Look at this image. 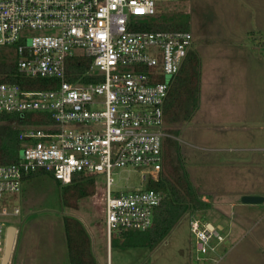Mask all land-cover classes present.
<instances>
[{"label":"built area","instance_id":"1","mask_svg":"<svg viewBox=\"0 0 264 264\" xmlns=\"http://www.w3.org/2000/svg\"><path fill=\"white\" fill-rule=\"evenodd\" d=\"M169 1L0 0V47L19 73L54 83L31 90L0 81V115L49 118L14 122L22 145L17 162L0 164V216L20 214L3 197L21 193L33 173L63 186L104 176L109 245L119 231L152 227L163 194L148 185L160 179L170 137L164 105L194 40L190 30L150 27ZM116 168L139 169L147 187L114 193ZM190 224L197 258H210L225 239L221 231ZM6 227L0 220V255Z\"/></svg>","mask_w":264,"mask_h":264},{"label":"rangeland","instance_id":"2","mask_svg":"<svg viewBox=\"0 0 264 264\" xmlns=\"http://www.w3.org/2000/svg\"><path fill=\"white\" fill-rule=\"evenodd\" d=\"M160 6L157 22L162 23L165 18L169 23L183 22L194 35L195 47L199 45L200 30L207 20L212 23L207 30L211 37L216 38L222 30L227 31V37L242 39L235 41L241 45L242 51L247 50L246 0H174L162 2ZM230 20L233 23L231 28L225 25ZM214 66L215 61L203 62L201 86L203 91L208 89L207 104L201 101L191 121L165 125L166 130L180 131H167L170 137L164 148V171L171 170L172 165H183L200 198L201 195L217 194V201L222 203L215 206L210 202V208L184 215L166 239L153 249L112 248L105 229L104 176L96 178L92 195L79 197V193L72 190L66 202L55 180L49 176H37L25 181L21 193L3 197L4 204L20 208V214L0 216V220L7 227L12 225L28 233L29 243H34L33 247L41 255L39 264H70L65 216L76 218L90 228L91 249L97 264H264V202L258 204L256 214H251L246 206L251 204H243L239 197L241 190L248 186L264 191V166L256 167L255 175L248 172L246 162L250 146L264 149V72L257 75L255 69V76L248 77L239 64L231 68V73L223 71L222 77L226 79L230 75L227 80L233 78L234 83L223 103L222 99L216 102V74L207 75ZM251 82L257 89V101L253 108L255 118L248 120L243 106L248 94L245 90ZM216 103L221 104L220 115H216ZM232 103L236 106L231 107ZM15 125L14 122L10 124L12 128ZM247 133L256 135L255 140L248 141ZM258 155L264 156V152ZM138 170L114 169V193L146 188L147 182H141ZM194 219L202 223H220L224 226L220 234L223 237L228 235L208 259L197 258L190 224Z\"/></svg>","mask_w":264,"mask_h":264},{"label":"trees","instance_id":"3","mask_svg":"<svg viewBox=\"0 0 264 264\" xmlns=\"http://www.w3.org/2000/svg\"><path fill=\"white\" fill-rule=\"evenodd\" d=\"M156 21V19H155ZM153 23L152 29L161 30H188L183 22ZM10 50L0 47V81L18 83L26 89H49L54 83L45 78H29L18 72ZM86 65L79 70L82 72ZM201 94V61L198 53L190 50L179 73L173 78L168 98L164 105L166 123L181 125L192 120L200 108ZM49 119L44 114L30 115H0V164L17 162L22 142L19 139L20 129L10 126L13 122L42 123ZM169 131V129L167 130ZM180 130L171 129L169 132L178 133ZM169 139H166V142ZM166 144V143H165ZM167 172L162 171L158 182L151 181L149 188L158 190L163 194L161 205L156 209L152 227L144 232L123 230L113 234L111 247H157L174 229L181 218L197 210L208 209L210 205L203 201L192 184L183 165H172ZM37 176L52 175L33 173L25 178L32 179ZM54 180V179H53ZM63 201L66 202L70 192L77 191L79 197H88L95 189V179L77 176L67 186L61 185ZM65 238L70 264H97L91 249L90 235L83 223L73 217H64Z\"/></svg>","mask_w":264,"mask_h":264},{"label":"crops","instance_id":"4","mask_svg":"<svg viewBox=\"0 0 264 264\" xmlns=\"http://www.w3.org/2000/svg\"><path fill=\"white\" fill-rule=\"evenodd\" d=\"M246 11L248 12V15H246L247 20V50L242 51L241 45L237 44V41H241L242 39H234L233 37H227L225 33L227 31L222 30L219 36L216 38H213L208 33L209 27L212 25L210 21L205 22V26H202L200 30V38H199V45L198 47H195V41L193 40V47L192 50L196 51L200 57L201 61V83L203 78V62L205 61H215V66L213 67V71L211 73H207V75H215L217 77L216 81V102L219 100H223L224 103V96L226 94H229L233 90V78L228 79V76H226V79H224L223 71L231 73V68L235 67V65L239 64L242 66V71L246 73L248 77L255 76V69L258 72L257 75H261L260 72H264V0H246ZM201 24V23H200ZM226 27L231 28L233 26L232 21L227 24L225 23ZM202 33H204L202 35ZM194 36V35H193ZM213 65V64H212ZM260 69V70H258ZM219 78V80H218ZM246 83H248V80L246 79ZM238 88V86H237ZM207 92L208 89L206 88L204 91L201 86V94H200V103L201 101H206L207 104ZM245 92H247V98H246V105L243 107H246V113L248 114V120L251 118H255L253 108L256 106L255 101H257V89L253 82L249 83L246 87ZM221 100V101H222ZM248 103V104H247ZM217 104V103H216ZM215 104L216 109V115H220L219 108L221 107V104ZM236 106L235 103H232L231 107ZM234 112H232L233 114ZM250 122V121H249ZM254 122V121H252ZM256 138V135L251 136L247 133L246 139L249 141H254ZM263 153L264 149L262 146H250L248 148V155H247V165H248V172L254 173L256 175V172L258 169L256 167L264 166V156L257 155V153ZM254 176V175H253ZM25 184V183H24ZM244 195H258L264 197V191L262 192L259 188L256 186L250 188L248 186L245 190H241L239 193V197H242ZM213 197V198H211ZM217 194L211 196L205 195L201 198L203 201L208 202L211 204H214L215 206L218 204H221L222 202L217 201ZM249 206V210L251 211V214H256V208H258V204H251L246 205ZM213 207V206H212ZM218 217H216L217 219ZM83 223V222H82ZM209 224L215 226L218 228L221 232L224 231V226L220 223H211ZM84 225V224H83ZM87 229L89 235L91 236L90 228L84 225ZM28 233L23 231V229H17V237H16V243L14 246V250L12 253L10 264H39V259H41V255L39 254V251L36 250L33 246L34 243H29L30 238L27 236ZM226 234L224 236L227 237ZM225 240V239H224ZM68 251V249H67ZM69 260V256H68Z\"/></svg>","mask_w":264,"mask_h":264},{"label":"water","instance_id":"5","mask_svg":"<svg viewBox=\"0 0 264 264\" xmlns=\"http://www.w3.org/2000/svg\"><path fill=\"white\" fill-rule=\"evenodd\" d=\"M243 204H261L264 202V197L258 195H244L241 197ZM17 228L15 226H8L5 235L4 253L1 259V264H10L14 246L16 243Z\"/></svg>","mask_w":264,"mask_h":264}]
</instances>
